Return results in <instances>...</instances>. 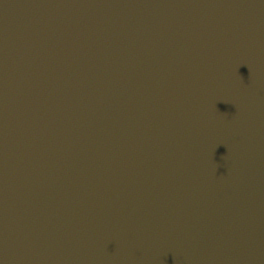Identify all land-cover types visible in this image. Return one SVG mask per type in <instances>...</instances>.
Returning a JSON list of instances; mask_svg holds the SVG:
<instances>
[{
  "label": "water",
  "instance_id": "95a60500",
  "mask_svg": "<svg viewBox=\"0 0 264 264\" xmlns=\"http://www.w3.org/2000/svg\"><path fill=\"white\" fill-rule=\"evenodd\" d=\"M0 264H264V0H0Z\"/></svg>",
  "mask_w": 264,
  "mask_h": 264
}]
</instances>
